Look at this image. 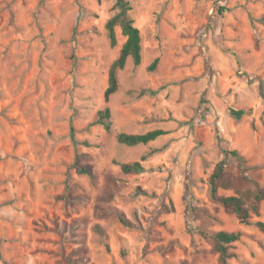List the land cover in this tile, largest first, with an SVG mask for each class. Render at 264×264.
I'll use <instances>...</instances> for the list:
<instances>
[{
  "label": "rangeland",
  "instance_id": "obj_1",
  "mask_svg": "<svg viewBox=\"0 0 264 264\" xmlns=\"http://www.w3.org/2000/svg\"><path fill=\"white\" fill-rule=\"evenodd\" d=\"M126 1L141 61L105 102L115 0H0V264H218V231L228 264H264V0ZM226 150L217 195L258 194L248 225L210 195Z\"/></svg>",
  "mask_w": 264,
  "mask_h": 264
},
{
  "label": "trees",
  "instance_id": "obj_2",
  "mask_svg": "<svg viewBox=\"0 0 264 264\" xmlns=\"http://www.w3.org/2000/svg\"><path fill=\"white\" fill-rule=\"evenodd\" d=\"M115 6L118 9L117 13L113 15L106 22V29L108 31L109 42L111 46L116 45L115 27L120 28L121 35L125 38L122 43L117 58L112 62L108 70L107 87L104 91V100L107 102L111 95L115 94L118 89L117 72L124 69L128 59H131L134 65H139L141 61V37L137 27L134 26L132 19L129 18L128 12L130 5L126 0H115ZM222 10V8H221ZM158 60L154 59L149 65L148 70H153ZM230 115L236 119L240 118L244 112L242 110H230ZM96 123L104 128L106 132L111 131V113L108 107L98 111L96 114ZM168 131L162 129H154L142 134H129L119 132L115 135L116 142L126 146H136L139 144L145 145L149 142L156 140L159 137L166 135ZM224 158L219 161L211 175L209 176L208 183L210 186V195L212 199L217 201L224 209L231 210L237 217L238 221L242 224H250L249 220L251 214H258L257 201L260 199L259 195L250 192L245 193L244 196H218L217 188L220 181H222L224 174V166L226 157L228 155L242 161L243 158L235 150L224 151ZM121 170L123 173H138L143 170L140 162L122 164ZM246 199L250 200V205L246 206ZM118 220L123 225H128L122 215H119ZM254 226L261 232H264V222L255 221ZM94 230L102 237L103 232L98 226ZM204 236L211 238L214 242V249L218 254V264H228V259L231 257L228 253V245L239 240L240 233L238 232H202Z\"/></svg>",
  "mask_w": 264,
  "mask_h": 264
}]
</instances>
